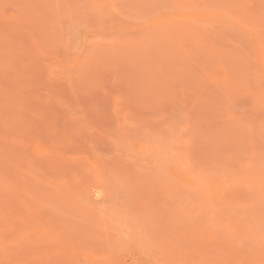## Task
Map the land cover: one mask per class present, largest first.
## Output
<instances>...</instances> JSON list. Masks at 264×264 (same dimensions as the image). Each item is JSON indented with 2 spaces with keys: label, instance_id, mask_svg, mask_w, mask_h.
Segmentation results:
<instances>
[{
  "label": "rangeland",
  "instance_id": "obj_1",
  "mask_svg": "<svg viewBox=\"0 0 264 264\" xmlns=\"http://www.w3.org/2000/svg\"><path fill=\"white\" fill-rule=\"evenodd\" d=\"M0 264H264V0H0Z\"/></svg>",
  "mask_w": 264,
  "mask_h": 264
}]
</instances>
